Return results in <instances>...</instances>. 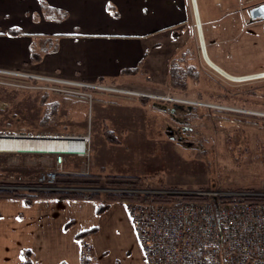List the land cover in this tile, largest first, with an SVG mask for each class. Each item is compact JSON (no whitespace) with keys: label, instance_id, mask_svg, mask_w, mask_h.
Listing matches in <instances>:
<instances>
[{"label":"crops","instance_id":"obj_1","mask_svg":"<svg viewBox=\"0 0 264 264\" xmlns=\"http://www.w3.org/2000/svg\"><path fill=\"white\" fill-rule=\"evenodd\" d=\"M42 2L66 16L50 19ZM191 9L193 13L192 5ZM189 18L187 0H0V72L51 78L64 82L63 87L72 90L80 84H97L99 79L114 80L116 86L136 96L118 100L139 107L136 118L121 122L107 119L102 114L104 107L116 103L87 98L71 100L65 94L61 96V102L65 103L64 119L73 115V109L68 108L72 104L96 109L98 115L94 120L86 118L85 133L69 135L86 137L92 122L104 126L101 134L93 131V136L97 133L100 139L99 152L86 173L148 176L156 172V166L152 164L154 167L150 168V162L144 159L146 151L136 152L134 148L138 145L128 140L125 152L115 150L113 145L122 146L125 138L130 139L131 131H140L139 127L136 130L127 125H154L153 118L141 114L148 107L144 104L146 100L137 98H147L146 93L166 88L169 61L192 35ZM210 59L228 73L217 63L216 54ZM7 76L0 75V91L4 93L31 91L39 97L43 93L29 88L35 82L30 84ZM1 82L22 85L8 86ZM169 109L171 116L174 109ZM162 110L167 111L165 107ZM116 131L121 136L117 137ZM108 136L112 142L107 141ZM135 157L141 160L135 162ZM3 201L20 203L21 210L8 209L7 214L0 210V264H20L22 250L31 252L34 264H80L82 243L90 246L95 264H120V258L131 252L134 260L124 264H146L125 203H113L98 215L95 203L90 201L37 200L30 205L21 199L1 198L0 203ZM92 228L95 232L89 236L77 237ZM119 229L125 238L117 234Z\"/></svg>","mask_w":264,"mask_h":264},{"label":"rangeland","instance_id":"obj_2","mask_svg":"<svg viewBox=\"0 0 264 264\" xmlns=\"http://www.w3.org/2000/svg\"><path fill=\"white\" fill-rule=\"evenodd\" d=\"M187 1L190 10L188 24L192 26V35L178 53L187 49L195 57L200 71L199 82L189 81L183 91L172 89L167 82L161 92L146 93L147 98L140 99L142 102L146 100L144 104L148 109L144 108L141 114L153 118L154 125H127L136 130L139 127L140 131H131L130 139L125 138L122 146H113L115 150L125 152V141L128 140L138 145L134 148L136 152L144 154L146 151L144 159L150 162V168L156 166V172L142 177L157 175L155 178L161 177L163 186L169 188L157 191H191L198 187L211 190L259 189L264 186V126L241 122L238 118L239 113L264 117V77L234 82L207 66L199 48L191 1ZM197 4L207 55L211 57L216 54L217 63L234 77L264 72V19L252 21L248 14L251 8L264 5V0H197ZM38 95L31 91H0V135L76 137L69 134L85 133L88 129L86 118L92 117L94 120L98 117L96 109L72 104L68 108L73 109V115L64 119L65 103L61 102L64 94L51 92L48 93V100H45L58 101L59 113L52 117L49 125L41 127L44 109ZM94 95L96 101L98 95ZM109 99L115 101L116 105L104 107L102 114L105 118L121 122L125 118L135 119L138 115L139 107L124 104L118 101L121 100L119 97ZM179 101H191L198 105H184ZM163 106L166 112L162 110ZM169 108L174 109L171 116ZM103 127L92 122V135L90 132L86 136L88 142L83 155L0 151V190H31L26 187L36 186L37 178L54 168L59 171L57 176L90 174L86 172L99 152L100 142L97 133L93 136V131L101 134ZM115 134L121 136L117 131ZM58 155L62 158L60 164H56ZM133 160L138 162L141 158L135 157ZM30 182L34 185H25ZM60 188L73 192L92 190L103 193L110 190L73 186ZM123 190L129 193L136 191L138 194L141 191ZM3 202L0 203V210L6 214L8 209L21 210L20 203ZM119 233L125 238L120 229ZM132 260L133 252L127 253V257L120 258L118 262L124 264Z\"/></svg>","mask_w":264,"mask_h":264},{"label":"built area","instance_id":"obj_3","mask_svg":"<svg viewBox=\"0 0 264 264\" xmlns=\"http://www.w3.org/2000/svg\"><path fill=\"white\" fill-rule=\"evenodd\" d=\"M8 79L26 83L29 88L42 92L63 93L91 100L92 95L79 89H92L118 96L133 95L112 84H80L77 89L65 88L64 82L46 77H30L18 73H3ZM257 75V74H254ZM253 75L237 76L234 82L252 80ZM8 86H21L16 82H1ZM61 85V87L59 86ZM184 105H198L179 101ZM48 136V135H46ZM66 137V136H53ZM83 143L87 137H67ZM68 153V152H67ZM83 155L81 153H70ZM56 157V164L61 163ZM57 169L42 173L34 187L26 189L63 190L56 187ZM37 183V184H36ZM112 193H129L127 190H108ZM139 194H161L189 197L179 204L158 202L127 203V215L146 264H264V186L256 190L195 189L191 191L141 190ZM136 193V191L134 192ZM80 264H92L90 246L82 243Z\"/></svg>","mask_w":264,"mask_h":264},{"label":"trees","instance_id":"obj_4","mask_svg":"<svg viewBox=\"0 0 264 264\" xmlns=\"http://www.w3.org/2000/svg\"><path fill=\"white\" fill-rule=\"evenodd\" d=\"M197 1V0H196ZM42 7L46 13V16L50 19H63L66 16L64 12H56L50 9L42 2ZM199 12V10H198ZM200 17V16H199ZM201 22V19H200ZM202 26V23H201ZM34 58V57H32ZM195 57L189 52V50L184 49L180 53L173 56L168 65V85L175 90H185L189 81L195 83L199 82L200 71L197 63L194 59ZM210 58V57H209ZM211 60V59H210ZM97 84L110 83L114 84V80H103L99 79L96 81ZM81 92H88L92 95L91 101H100L103 103H115V101L110 100V97H122L118 95H113L109 93H103L92 89H79ZM48 93L43 92L41 94V105L43 106V118L41 119L40 126L46 127L52 122V117L57 112L59 102L46 101L48 100ZM72 99L82 98L81 96L67 95ZM100 98V99H99ZM43 99V100H42ZM140 99V98H137ZM240 120L248 124H261L264 126V117L254 116L250 114H240ZM110 133V132H108ZM107 133V134H108ZM109 135V134H108ZM107 141L112 142L111 137H107ZM157 176V175H156ZM156 176L142 177V176H120V175H96V174H63L58 175L56 178V187H81V188H93V189H128V190H159V189H169L163 186L162 178ZM158 182V183H156ZM25 185H34L31 182ZM157 185V186H154ZM156 187V188H154ZM198 189H207L206 187H200ZM1 198H13L21 199L27 205L32 204L37 200H72V201H90L96 205V214L104 213L108 207L113 203H131V202H158V203H170L179 204L181 200L191 199L189 197H176L171 195H151V194H138V193H112V192H98V191H88V192H73V191H49V190H0ZM264 202V199H260ZM95 232V228L89 229L77 235L78 238L87 237ZM20 264H34L32 260V254L29 250H22L21 252V263ZM64 264V263H59ZM95 264V263H92Z\"/></svg>","mask_w":264,"mask_h":264},{"label":"bare ground","instance_id":"obj_5","mask_svg":"<svg viewBox=\"0 0 264 264\" xmlns=\"http://www.w3.org/2000/svg\"><path fill=\"white\" fill-rule=\"evenodd\" d=\"M191 5L194 12L195 27L198 35L199 48L203 60L207 66L212 68L219 75H222L228 80H237L236 77L224 72L217 67L206 53L205 42L202 33L198 6L196 0H191ZM195 6V7H194ZM263 78L264 72L250 77L251 79ZM82 142H74L73 140L57 139V138H29V137H4L0 136V151L8 152H45V153H82Z\"/></svg>","mask_w":264,"mask_h":264},{"label":"water","instance_id":"obj_6","mask_svg":"<svg viewBox=\"0 0 264 264\" xmlns=\"http://www.w3.org/2000/svg\"><path fill=\"white\" fill-rule=\"evenodd\" d=\"M195 7V6H194ZM194 13V12H193ZM250 19L253 20H260L264 19V5H258L256 7H253L248 12ZM1 137H29V138H57V139H69L67 137H53V136H37V135H15V134H8V135H0ZM57 191H63V190H57ZM90 191V190H89Z\"/></svg>","mask_w":264,"mask_h":264}]
</instances>
